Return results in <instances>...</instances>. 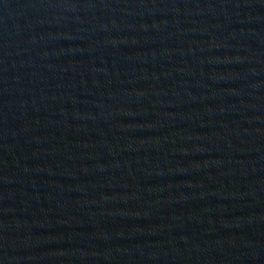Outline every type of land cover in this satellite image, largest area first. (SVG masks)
Returning a JSON list of instances; mask_svg holds the SVG:
<instances>
[{"label": "water", "instance_id": "water-1", "mask_svg": "<svg viewBox=\"0 0 264 264\" xmlns=\"http://www.w3.org/2000/svg\"><path fill=\"white\" fill-rule=\"evenodd\" d=\"M0 264H264V0H0Z\"/></svg>", "mask_w": 264, "mask_h": 264}]
</instances>
